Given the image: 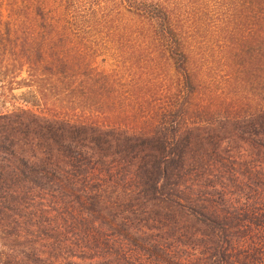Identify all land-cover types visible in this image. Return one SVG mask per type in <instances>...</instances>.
<instances>
[{"label": "trees", "instance_id": "16d2710c", "mask_svg": "<svg viewBox=\"0 0 264 264\" xmlns=\"http://www.w3.org/2000/svg\"><path fill=\"white\" fill-rule=\"evenodd\" d=\"M36 2L0 264H264V0Z\"/></svg>", "mask_w": 264, "mask_h": 264}, {"label": "rangeland", "instance_id": "374dc122", "mask_svg": "<svg viewBox=\"0 0 264 264\" xmlns=\"http://www.w3.org/2000/svg\"><path fill=\"white\" fill-rule=\"evenodd\" d=\"M29 1L31 0H0V112L10 110L11 104L16 101L19 102L17 97L27 91L26 88H16L14 84L15 80L25 76V72L18 73L15 71L12 59L16 52H20L27 39L32 38L35 42L41 43L47 35L46 20L49 14L43 12V14L38 15L39 9L29 7ZM35 1H37V5H41V2H49V9H51L58 0ZM30 12L34 13L37 24L34 35L28 34V31L24 29V16ZM17 24L21 25V28H17ZM24 95L27 96V94Z\"/></svg>", "mask_w": 264, "mask_h": 264}]
</instances>
